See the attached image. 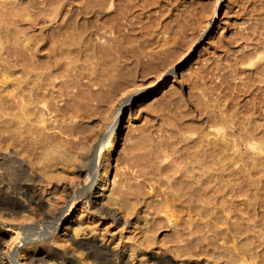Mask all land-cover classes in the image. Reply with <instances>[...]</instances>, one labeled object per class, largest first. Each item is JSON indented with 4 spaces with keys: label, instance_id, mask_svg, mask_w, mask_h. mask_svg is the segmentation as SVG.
Instances as JSON below:
<instances>
[{
    "label": "rangeland",
    "instance_id": "1",
    "mask_svg": "<svg viewBox=\"0 0 264 264\" xmlns=\"http://www.w3.org/2000/svg\"><path fill=\"white\" fill-rule=\"evenodd\" d=\"M62 1L64 3L62 6L64 9L58 13L60 20L63 16L70 14V10L73 6L76 4L77 6L82 3L84 4L86 0ZM128 1L125 0L123 2V0H115L120 13V9L126 8L125 6L127 4H134L135 0ZM143 1L144 0H142V2L141 0H136L135 5H133L134 8L132 7L131 11H128L130 14H128V12L125 13L124 10H122L123 13L121 17H124L123 21L127 19L129 20L133 15L134 20L132 19L131 21L134 23L130 22V20L127 22H123L122 19L120 20L122 21L120 22L122 25H120V27L124 28H121L122 30L119 28V31L121 32H118L122 33L120 35L126 37H123L120 41L121 36L118 35L119 33L117 32V37L120 36L117 41L121 42V47L123 46V43L124 46L127 47H125L126 49L122 47L125 51L122 50L121 47L118 49V46H120L119 43L114 47H117V51L119 50L124 56L123 58L121 53L119 52L118 54L116 51V54L122 58L116 59L119 69L117 68L115 58L112 60L111 58H107L112 52H109V54H99L103 55V59H105L103 61L107 60L104 62L106 65L103 64L101 58H98L102 57V55L95 58L97 60L100 59L98 62H95L96 64L91 59V62L88 63H86L87 60L84 59L79 61L83 63H78L79 67L76 68L77 71L75 70L77 73L74 72V70L72 72L78 75V77H76L77 75L75 76V82L72 83V81H74L72 78L70 79L72 80L71 82L68 80L67 82L66 80L63 82L62 80L60 82H58L59 80L56 81L57 85L56 88H53V92L55 91L57 94L54 93V96L51 97L52 100L50 99L51 104H53L50 106L52 110L48 107H44V110H47L46 112H48L46 113V120L41 122V124L40 122H37L36 125L33 124L35 126L31 124L32 129L29 126L30 129L26 130V132H24L25 134L22 133L18 136H14L15 138L13 141L9 139L6 140L5 136L7 133L2 127L0 128V164L3 162L15 168L18 166L19 161H47L38 156H41L44 151L43 149L46 148L45 142H52L54 145L58 144L59 146L57 149L49 155L50 159L52 156L50 161L57 162L50 168L53 171V176L51 178H48L47 175L44 176L39 172L33 171L30 167L31 170L28 168V172L33 178H36V180L38 178L40 181H43L40 182L37 180L44 187L42 189L38 188L37 190L38 193L42 195L44 202H59V209L66 210L62 213V217H65L69 213V208L72 204V200L70 199H73L79 186L83 184L87 176L92 177L95 175V187H97V185L99 187V184L102 182L100 177L103 175L102 172H104L103 163L105 161V155H103L102 158L99 157L98 161L97 156L104 137L114 123L118 122L114 147L109 153L107 149L105 150V153L108 155L110 154L109 157H111V173L108 175V183L100 193H96L95 196L93 193H87L80 199L75 207L73 206L70 214L71 222L67 232L68 238L70 236L77 241L96 238V240L98 239L101 243L108 245L110 248L112 247L111 249H114L117 252H128L132 249L136 255L135 259L130 260V258L128 259V256L125 257V254L122 255L123 257L116 258V260L118 259L117 261L122 264H159L158 262L149 259V253L151 254L153 251L157 252L159 255H164V257L170 260L172 264H222L223 258L221 256L219 257V255H221L219 253L224 254V250H227L225 248L231 249V254H233L237 252V248H241L240 244L242 246L245 242L248 246V242H251L252 244L249 245L250 247L248 246L250 249L252 247V250L249 249L251 256L248 255L249 258H247L248 260L246 262H250L249 264H264V101H260V99L257 98L254 107L252 102V98L256 92V94H258V91L264 94V78L262 83H260L261 81H259L258 78L263 76H260V73L254 71V68H256L255 65H253V67L247 65L248 62L243 64L239 61L241 56L248 50H252L256 45L259 47L264 44V0H153L155 4H152V0H145L146 3ZM147 1H151L149 7ZM6 2H9V4L12 2L13 5L14 2H16L15 5H17L12 6L11 4L12 7H10L11 9L13 8V10L8 11L10 10V7H8L9 5L6 6L8 9L3 7L4 4H7ZM51 2V0H0V13L3 12L0 15H4L0 16L2 24L5 22L7 24L9 21L11 24L8 23L10 24V26H8L9 28L13 26L11 27L13 31L15 29L18 30V32L20 29L22 30L19 34H17L15 30V34L19 36H13L14 32L10 29V32L12 33H9V35L6 36L11 38V45H13V43L15 45L16 43L11 41L13 40V37L14 41H17L16 46L21 42L20 39H23V30L24 28L26 29V23L30 21L29 17L31 15L32 18L33 16H39L40 18H47L46 16H48L49 18L56 15L57 10H54V6H57L58 4L56 5L55 3L52 6ZM125 2L127 3L125 4ZM141 3H143L144 6ZM120 4L122 7L118 6ZM136 5L139 7L141 6V9L143 10L140 8L135 9ZM38 7L40 10H37ZM143 7L147 10L144 11ZM58 8L60 9V7ZM52 11H56V13ZM135 12L139 15H136ZM5 13L10 14L11 17L16 15L15 18H12L13 21L15 19V23L12 21L10 15V18L6 17L5 15L7 14ZM11 13H14L15 15ZM124 13L125 15H123ZM43 15L45 16L43 17ZM126 15H129V18ZM2 17H6L4 22ZM27 17L28 21L26 22ZM24 18H26V20ZM130 23H132V25ZM143 27H145V29ZM131 28L135 29L136 32L134 30L130 32ZM107 30L108 32H106ZM140 30L142 32H139ZM143 30L144 32L147 30V33L145 32L146 36L143 35ZM106 31H103L104 35L100 40L103 41L105 38V40L110 42L107 41L109 44L106 43L109 45H107L108 48L106 47L107 51L109 50L110 44L112 43L111 45H113V41L111 42V39L107 37L108 35L110 38L114 37L113 35L116 34V31L115 34L111 28H106ZM148 31L152 32V34L150 35ZM37 32L38 30H34L30 27L28 29V34H35ZM20 33L22 34L20 35ZM128 33L130 35H128ZM135 34L138 36H135ZM174 34L178 35L175 36ZM10 35H12V37ZM172 37L174 43L171 42ZM4 39L8 40L5 37ZM143 39L144 42H146L145 44L142 41ZM165 39L167 40V43ZM135 40H137L138 43ZM148 40L149 42H147ZM164 40L165 43L162 45L165 46L166 44L169 48L172 47L170 52L168 51L169 48L166 46V48L162 49L164 51L161 50L163 46L161 45L160 48V44L163 43ZM125 43L129 46L134 44L135 46L131 45V47H134H132L133 49L141 47L144 50L136 48L133 51L131 50L132 48L128 47ZM169 43H172V46ZM138 44L140 45L138 46ZM190 46L191 48H194L189 56L188 53L190 52ZM261 46L259 47L260 49ZM158 49L161 51L159 52ZM111 50L113 49L111 48ZM147 50L149 53H155L156 55H154L156 59H162V57L165 59L169 53H171V57H175V54L172 56L173 50H175L174 52L177 56H179L177 51L180 52L181 58L176 56L177 58H172L170 61L171 57L169 56L170 58H166L164 63L160 60H157V62L156 59H154L155 61L153 60V62L156 65L152 62L149 65L150 67L146 65L143 68H141L142 66L140 65L137 66L136 64H133L132 60L136 63L135 58L138 54V57H142L146 60L147 58L145 59L143 51L146 52ZM128 51L131 53L133 51V54L136 53L135 56ZM162 52H164V55H162ZM166 52L169 53L166 54ZM258 54L261 56H254V54L253 60L261 59L262 62L260 63L264 66V50H259ZM112 56L110 55V57ZM126 56H128V59L125 58ZM130 56L135 58H131ZM156 56L160 58H157ZM174 59L175 62H172ZM113 60L115 61L113 62ZM159 61L163 63L164 66H162ZM178 61L182 64L175 68ZM90 63L94 64L91 65ZM108 63L115 65L113 67V65L110 64L112 68L110 66L106 67ZM157 63L159 65L158 67ZM120 64L122 65L119 67ZM130 64L132 66L136 65L137 67H132ZM170 64L171 66H169ZM95 65L97 66L96 68L93 67ZM165 65H168L170 68ZM130 67L131 69H134L131 70ZM148 67L150 68L149 71L144 72ZM246 67L248 69L243 72L241 68ZM107 68L111 69L108 71ZM113 68L116 69L113 70ZM120 68L126 70H120ZM128 68L131 70L130 73ZM263 68L264 67H262V69ZM140 69L144 73L139 72ZM116 70H120L117 72H119L122 77L123 75L126 77V80L123 81L120 86L108 91V88L105 85L100 86L99 84H95L97 82L101 84L102 82L109 83V80L106 78L116 74ZM122 71L127 72V75ZM159 80L160 82L156 85ZM252 82H255L256 84L259 83L262 85L263 89L252 90L254 86H251L252 88L249 87V85H252L249 83ZM99 88L102 90L99 91ZM102 91L106 92H104L105 95H103ZM58 92L59 94L62 92L61 95H59ZM129 96L133 97L131 104L124 105L125 99ZM206 100H208L207 104ZM208 102L209 104L211 103L210 108H208ZM204 104H206L207 107ZM213 104L216 107L212 106ZM203 107L206 108L204 109ZM218 108H222V111L225 109V113L233 114L234 118L236 116L235 119L237 120L238 125H248L249 127H247L250 129L254 128L253 126L256 127L258 125L260 128L257 127V137H260V141L262 139L263 148L247 147V149H245V146H241V151H243L244 154H247H245V160L247 161H237V158L235 161L234 156H232L230 161H221V159L216 161L218 163L216 165L217 180L220 184H217V186L222 188V194H217L219 197L216 201L217 204L215 203L216 206L211 205V210L214 207V210L212 211L213 213H211L214 217L205 212H203L205 215L203 214L201 216L200 214L194 211L192 212L189 209L187 210L186 208L185 211L178 202V205L176 206L171 204L166 205L167 207L162 209L163 211L159 209L157 210L155 206L156 202H160L165 196H173L175 193L174 191L172 192L173 186L171 187V185L180 175L181 169H186L187 163L185 162L189 161V154L187 155L188 147L192 146L193 139H196V136L200 133V127L207 124L208 112H210L209 116H215L221 111ZM207 109H214L215 111H209ZM201 111H204L205 113L202 112V114H200ZM36 126L37 128H34ZM227 130H231V128L228 127ZM211 136L214 137V135ZM62 143H76L77 157L74 161L77 162L73 170L70 168V170L67 168L65 170L64 167L58 165L60 161H66L61 153L63 150V148L60 147L62 146ZM41 145H44L45 148H42ZM235 150L236 148L230 151V154L236 156L239 152L236 153L237 150ZM219 157L221 156L218 155L217 157L216 155L217 160ZM100 164L101 166H99ZM0 177L1 181L4 177L1 168ZM45 177L50 179V185H48V181L46 182ZM228 182H231L232 184ZM225 184L230 185H227L228 187H226ZM116 187H123V192ZM127 187L129 189H127ZM114 189H116V192L113 193L111 199L103 200L102 197H98L102 192H104V195H108ZM96 191L99 192V190ZM124 191L128 194L127 197L134 195L131 196L133 197V207L129 208L130 210L127 209L126 204H124V199L125 202H127L126 193ZM137 192L139 194H137ZM94 197L99 199L98 201H100V204L106 206L105 208L108 209L109 212L99 209L92 201ZM226 200L227 202H225ZM243 201L244 204H242ZM223 203H225V205ZM66 206L68 207L67 209ZM175 208H177V210H175ZM214 211L216 213H214ZM113 212L116 216L112 215ZM166 212L173 213L174 216L172 220H169L167 217L168 213ZM230 212L232 213L230 214ZM228 213L230 217L232 216L231 221H222V223L221 221L219 223L216 222L215 216L217 214L220 217H224ZM240 215H243L246 219L247 225L245 224V226L248 228L246 238H243L245 234H241V236L238 231L237 233L234 230L237 227L236 224V227L235 225H233L234 228L232 227L235 234L230 233L231 230L221 231V229H225V227L233 222H240ZM209 220H211V223L207 225ZM212 221L215 223L212 224ZM15 230V222H4V219L0 221V233L5 232L11 237V235H15ZM63 231L65 230H61L60 232L63 233ZM226 232L229 235L232 234L231 237L234 238L229 237L227 241L226 239L224 240V233ZM152 234L154 235L152 236ZM70 243L71 242L68 241L67 246ZM238 243L240 244L238 245ZM233 247L236 248V250ZM69 249L72 251V246L71 248L69 247ZM141 250L150 252L141 255ZM232 250H234V252H232ZM227 251H225L227 254L230 253V251ZM251 251L254 253L251 254ZM255 251L257 252L256 255ZM78 254L76 256L78 259L74 258L75 264H100L95 263L93 258L88 259L85 256L86 253L82 250L81 253ZM227 254L225 255L226 258L227 256H230V254ZM214 258L218 259L215 260ZM86 260L88 263L85 262ZM45 264L58 263L56 260L51 259Z\"/></svg>",
    "mask_w": 264,
    "mask_h": 264
},
{
    "label": "bare ground",
    "instance_id": "2",
    "mask_svg": "<svg viewBox=\"0 0 264 264\" xmlns=\"http://www.w3.org/2000/svg\"><path fill=\"white\" fill-rule=\"evenodd\" d=\"M51 1H52L51 2L52 6L55 3H56V5L58 4L57 6H54L55 7L54 10H57V13H56V11H52V12H55L56 15H53V17H49V18H48V16H46L47 18H45L44 17L45 15H43L44 18H40L39 16H37V17L33 16V18H32V15H31L29 17L30 21L28 23H26V25H27L26 29L24 28V30H23L24 35L22 33H20V35L22 34L23 39H20L21 42L19 41L20 42L18 44L19 46L18 45L16 46L17 41H14V37H13V40H11V41L16 42V43H15V45H14V43H13V45H11L12 44V43L10 44L11 38L9 36H6V35H9V33H12V32H10V29L13 26H11L9 28L11 23L8 21V19L11 17V15L7 14L8 12L5 13L8 15V16L5 15L6 17H9V15H10V17L7 19L8 23H10V24H8V23L6 24V22L4 24H2V21H0L1 22L0 24H2V25H0V118H1L0 119V128L2 127L6 131V133H7V135L5 136L6 140L9 139V140L13 141V139L15 138L14 136H16V135L18 136V135L26 132V130L30 129L29 126L32 129L31 124L36 125L37 122L38 123L40 122V124H41V122L46 120V118H47L46 113H48V112H46L47 110L46 111L44 110V107L50 108V106L53 105V104H51L50 101L52 100L51 97L54 96V93H56L55 91L53 92V88L54 87L56 88V85H57L56 81L59 80L58 82H60L62 80V82H63L66 80V82H67V80H68L71 82L72 80H70V79L72 78V79H74V81H72V83L75 82V76L77 75L76 74L77 73L76 68L79 67L78 63L79 64L81 63L79 61H82V59H84V60H87L86 63H88V62H91L90 61V59H91L95 63V62H98V60H100V59H98V60L95 59V58H97V56L102 55V54L99 55L100 53H108L109 54V52H112V54H109L108 55L109 57H107V58H111V60L114 58H115V60L121 58V57H119V55L116 54L117 52L119 54L120 51L119 50L117 51V47L116 48H114V47L116 45H118V43L119 44L121 43L120 41L123 37H126V36L120 35L122 33H119V32H121V31H119V28H120V30H122L121 28H124V27H120V25H121L120 22H122L123 18H124V17L123 18L121 17L122 13H123L122 10H124L125 13L128 11H131L133 5H135L136 0L134 1V4L130 3V4H127L126 6L123 4L126 8L120 9L121 13L118 10L119 8H117V6H116L117 2H115V0H88V1L86 0L84 2V4L82 3L79 6H77V4L76 5L74 4L75 6H73V4H72L73 7L70 10V14L67 16H63V18L61 20H60V17H58V13H60L62 11V9H64V7H62L64 5L63 1L62 0H60L61 2L58 0H51ZM124 1L125 0H123V2ZM141 2H142V0H141ZM147 2H148L147 4L149 7V5L151 4V1H147ZM15 3L16 2H14V5H15ZM118 3H120V2H118ZM126 3L127 2H125V4ZM128 3H129V1H128ZM145 3H146V1H145ZM153 3H154V1L152 2V4ZM11 4H12V2H10V4L8 2L7 4H4L3 7L6 8L7 5H9L8 7H10ZM139 4H140V2H139ZM141 4H143V3H141ZM14 5L12 4V6H14ZM31 5H33V4H31ZM37 6H38V4H37ZM118 6L120 7L121 4ZM143 6H144V4H143ZM8 7L6 9H8ZM11 7L9 8L10 10H8V11L13 10V8L11 9ZM58 7H60V9ZM137 8L141 9L142 7L141 6L139 7L136 5L135 9H137ZM37 10H40L39 7L37 8ZM141 10H143V9H141ZM145 10H147V9L144 8V11ZM4 11H6V10H4ZM2 13H0V14H2ZM14 13H16V12H14ZM14 13H11V14H14ZM125 13L123 15H125ZM136 13L137 12H135V14ZM128 14H130V12H128ZM136 15H139V14H136ZM0 16H4V15H0ZM6 17H2L3 22H4V19L6 20ZM13 17L15 18L16 15ZM13 17H11V19ZM130 17H131V15H130ZM133 18L134 17L132 15V18L129 19L130 22H132V23H134L133 21H131ZM24 19L26 20V18H24ZM121 19H122V21H120ZM0 20H1V18H0ZM22 20H23V18H22ZM22 20H21V23H22ZM129 20L127 19L124 21L127 22ZM12 21H13V19H12ZM14 21H15V19H14ZM27 21H28V17H27L26 22ZM23 22H24V20H23ZM135 22H136V19H135ZM128 23H127V25H128ZM132 23H130V24L132 25ZM29 27L34 29V30H38V32L35 34H28ZM133 27H135V26H133ZM16 28H17V26H16ZM106 28L113 29L114 34L116 31V34L113 35L114 37L110 38L109 35L107 37V38L111 39V42L113 41V45H111L112 44L111 43L109 50H107V51H106V49L108 48L107 45L110 42L108 40H105V38L103 41L100 40L103 38V35H104L103 31L104 30L106 31ZM132 28L130 29V32H132V30L135 31V29H132ZM143 28L145 29V27H143ZM11 31H13V30L11 29ZM21 31L22 30L20 29L19 32H21ZM109 31H111V30H109ZM3 32H5V33H3ZM19 32H18V30H16L17 34H19ZM106 32H108V30ZM117 32L119 33L118 35L121 36V38H120V36H118L120 38V41H117V39H118ZM139 32H142V31L140 30ZM145 32L143 30V35H145ZM31 33H33V32H31ZM124 33H126V32H124ZM4 34H5V36H4ZM17 34H15V32H14L13 36H19ZM140 34H139V36H140ZM149 34L151 35L152 32H149ZM128 35H130V34L128 33ZM136 35L137 34H135V36ZM176 35H178V34H176ZM10 36L12 37V35H10ZM4 37L7 38L8 40H5ZM143 38H144V36H143ZM176 38H178V37H176ZM165 40L163 41V43L160 44V48H161L162 44L164 45ZM174 40L176 41L175 38H174ZM5 41H6V43H5ZM135 41H137V40H135ZM142 41L144 42V39ZM124 42H126V41H124ZM129 42H131V41H129ZM129 42H127V43H129ZM147 42H149V40ZM171 42H173V37H172ZM106 43H108V44H106ZM137 43H138V41H137ZM145 43L146 42H144V44ZM166 43H167V40H166ZM147 44H149V43H147ZM169 44L171 45L172 43H169ZM126 45H128V44H126ZM131 45H134V44H131ZM131 45L130 46L128 45V47L132 48L133 46L131 47ZM139 45L140 44H138V46ZM136 46H137V44H136ZM165 46H166V44H165ZM165 46H163V48H161V50L168 47V46H166V47ZM256 46L252 50H248L245 54H243L239 61H240V63L242 62L243 64L245 62H248L247 65H249V66L255 65L256 68H254L255 70L254 69L253 70L256 73H260V76H263V77L258 78V80L261 81L260 83H262V80L264 78V68L262 69V67H264V66H263V64L260 63V62H262V60L259 59V60L254 61L253 59H254V56H256V55L261 56L258 53H259V50H261V49L264 50V44L262 46L260 45L261 49L259 48L260 46L259 47L258 46L256 47ZM119 47H121V44H120V46H118V49H120ZM122 47L125 48L127 46H124V43H123ZM173 47H174V45H173ZM111 48L113 50H111ZM133 48L131 50L134 51L136 48L140 49L141 47H139V48L136 47L135 49H133ZM171 48H169V50H168L169 52L171 51ZM193 48L194 47L191 48V46H190V52L188 53L189 56L193 52ZM142 49L143 48H141V50ZM122 50H124V49L122 48ZM165 50H167V49H165ZM133 51H132V53L131 52H129V53L133 54ZM147 51L146 52L143 51L145 59L147 58L146 60H144L142 57L141 58L138 57L139 56L138 52H137L138 56L136 55L137 56L136 58L132 56L133 58L136 59V63L134 60H132L133 64H136L137 66L140 65V66H142L141 68L145 67L146 65L149 66L153 62V60L156 59L155 58L156 54L153 52L149 53V51L148 52ZM158 51H159V49H158ZM162 51H164V50H162ZM174 51L175 50H173V52H172V56H173V54H175V57H176L177 55ZM156 52H157V50H156ZM129 53H128V56H129ZM162 53L161 54L164 55V52H162ZM168 53L166 52V54H168ZM177 53L179 55L177 57H180L181 53L178 51H177ZM135 54L136 53H134L133 55L135 56ZM170 54L171 53H169V55L166 56V58H168L169 56L171 57ZM110 55L111 56L113 55L112 56L113 58L110 57ZM121 55L124 58L122 53H121ZM128 56H126L125 58L128 59L127 58ZM159 56H161V55H159ZM175 57H171L170 61L172 60V58H175ZM98 58H101L102 61L105 60V59H103L104 58L103 55H102V57H98ZM157 58H160V57H157ZM162 59H163V57H162ZM162 59H156V61L160 60L164 63L166 60L163 59L164 60L163 61ZM94 60H97V61H94ZM115 60H113V62ZM167 60H169V59H167ZM106 61H103L104 65H106L104 63ZM121 61H124V60H121ZM170 61H168V62H170ZM172 62H175V59ZM180 62H182V61H180ZM94 63H92V64H94ZM116 63H117L116 65L118 68L117 60H116ZM163 63L160 62V64H162V66H164ZM110 64L111 63H108L106 67H109ZM181 64L178 61V63L175 65V68L181 66ZM97 65H98V63H97ZM111 65H113V67H114L115 64H111ZM121 65L122 64H120L119 67ZM136 65H134V66L131 65V66L136 68L137 67ZM153 65H151V66H153ZM100 66L102 67L101 64H100ZM158 66L159 65L157 63V67ZM169 66H171V64ZM93 67L96 68L97 66L95 65ZM110 67L112 68V66H110ZM124 67H125V64H124ZM149 67H148V69L146 68V70H144V72L149 71V69H150ZM111 68H107L108 71ZM115 69L113 68V70H115ZM130 69H131V67H130ZM132 69H134V68H132ZM246 69H248V68L247 67L241 68V70L243 72ZM73 70L76 73H72ZM102 70H100V71H102ZM120 70H126V69L120 68ZM120 70H116V72L120 71ZM128 70H129V68H128ZM128 70H127V72H128ZM131 70H129V73L131 72ZM104 71H105V69H104ZM127 72H123V73L126 74ZM135 72H137V71H135ZM139 72H143V71H141V69H140ZM16 73L19 75H17ZM117 73H119V72H117ZM116 74L111 75L112 77L109 76L108 78H106L107 80H109V83H106V82L104 83L101 80L102 84L99 82H97L95 84H99L100 86L105 85L108 88V91H110L111 89H114L115 87L120 86L123 83V81L126 80V77H124V75L122 77L120 75V73L117 75ZM257 75H259V74H257ZM76 77H78V75ZM163 77H164V75H163ZM76 80H77V78H76ZM103 80H104V78H103ZM66 82H64V83H66ZM159 82H160V80L156 83V85H158ZM263 82H264V80H263ZM249 84H252V85H249ZM249 84H248L249 87L254 86L253 88L251 87L252 90L253 89H258V90L263 89L262 85H260L259 83L256 84L255 82L254 83L252 82ZM98 90L100 91L102 89L99 88ZM99 91H98V93H99ZM248 91H249V89H248ZM102 92H103V95H105L107 90H106V92L105 91H102ZM102 92H100V93H102ZM61 93L59 94V92H58L59 95H61ZM256 93L254 94V97L252 98L253 107L256 105L255 100L257 98H259L260 101L261 100L264 101V94H262V92H259V91H258V94H256ZM132 99H133V97H130V96L127 97L124 101V105H128V104L130 105L132 102ZM207 101L208 100H206V104H207ZM206 104H204V105L207 107ZM210 105H211V103L209 104V102H208V108H210ZM259 105H261V104H259ZM259 105H257V106H259ZM212 106H215V105L213 104ZM206 107H203V108L205 109ZM221 109H219V110H221ZM201 110H203V109H201ZM207 110L210 111L211 109H207ZM213 110H211V111H213ZM223 110L224 111L221 110L220 113L217 114L218 116L217 115H215V116L210 115L209 116L210 112H208V120L206 122L207 124L204 125L203 127H200L201 128L200 133L198 134V136H196V139L195 138L193 139L192 146L188 147L189 149H188L187 155L189 154L188 155L189 161H187V162L184 161L185 163H187L186 169H184V170L181 169L180 175L174 180L175 182L172 183V185H171V187L173 186L172 192L174 191L175 195L173 194V196L172 195L171 196H165V198L163 200H161L160 202H156L155 206H156L157 210L158 209L159 210L164 209L165 207H167L166 205L171 204L173 206H176V205H178V203H180V205L182 206V208H184V210H185V208L187 210L189 209L190 211H192V212L194 211V212L200 214L201 216L204 214L203 212L210 215L211 213H213L212 211L214 210V207L212 208V210L210 209L211 205L216 206V204H217L216 201H217V198L219 197L218 195H219V193L222 194V188H219L217 186V184H219V183L217 180L218 178H217V172H216L217 171L216 165L218 163L216 161H219V159H221V161H230L232 156L235 157V161H236V158H237V161L238 160L239 161H247V160H245V154L246 153L244 154L243 151H241V148H240L241 146H245V149H247V147L263 148L262 139L260 141L259 140L260 137H257V135H258L257 129L260 128V127H258V125L256 127L253 126L254 128H252V129L248 128L249 127L248 125H247L248 127L245 126L244 124L238 125L237 124L238 122L235 119L236 116L234 118L233 114L225 113V109H223ZM204 111H201L200 114H202V112H204ZM49 113L52 114L51 112H49ZM213 113H215V112H213ZM232 113H234V112H232ZM48 116H49V114H48ZM255 124H257V123H255ZM35 125H33V126H35ZM117 126H118V122L114 123V125L109 129V132L104 137V140L102 141V143L100 145L99 153L97 156V161H98L99 157L102 158V156L105 155V161L103 163L104 172H102L103 175L100 177L102 182L99 184V187H98V185H97V187H95L96 186L95 185V181H96L95 175H93L92 177L87 176V178L84 180L83 184L81 186H79L77 193L75 194L73 199H70V200H72V204H71V207L69 208V213L65 217H62V215H63L62 213H63V211H66V210L59 209V206H58L59 202L53 203V202H50L49 200H48L49 201L48 203L44 202L42 195L40 193H38V190H37L38 188H41V189L44 188L42 186V184L40 183L43 181H40L37 178V180L40 181V182H38L36 180V178H33L32 175L29 174V172H28V168L30 167L31 169H33V171L39 172L44 176L47 175L48 178H51L53 176V174H52L53 171L50 168L54 165V163H57V162L56 161H50L52 159V156L50 159L49 155L51 152H53L57 149V147L59 146L58 144L54 145L52 142L51 143L45 142L46 144L45 143L44 144L46 145V148L44 145H41L42 148H45V149H43L44 151L42 152L41 156L40 155H38V156H39V158H42V159L44 158L47 161H41V160L40 161H31L30 160L27 162L19 161L18 166H16L15 168L10 166L9 164L3 163V162H2V164H0V168L3 170V176H4L2 178V180L0 181V221L4 219V222L6 221L9 223L10 222L16 223V230L14 232L15 235H11V237H10L5 232L0 233V264H45L48 260H51V259L56 260L58 264H75L74 258L78 259L76 256L78 253H81V250L86 253L85 256L88 259L93 258L95 263H100V264H122L119 261H117L118 259L116 260V258H118V257L120 258L124 254H125V257L128 256V259L130 258V260L135 259L136 255L132 249H130L128 252L127 251L117 252L114 249H111L112 247L110 248L108 245L101 243L98 239L96 240V238L95 239H84L82 241H80V240L77 241V240H74L72 237L69 236V238H68V236H67L69 224L71 222V219H70L71 215L70 214H71V210L73 209V206L75 207L79 203L80 199L84 195H86L87 193H93L94 196L96 195V193H100L101 191H103V189L105 188V185L108 183V179H109L108 175H109V173H111L110 172L111 157H109L110 154L108 155L105 153V150L107 149V151L109 153L113 149L114 143L116 142L115 139H116V128H117ZM228 127H230L231 130H227ZM34 128H37V126ZM38 130H39V128H38ZM35 133H36V131H35ZM211 135H214V137ZM5 138H4V140H5ZM118 138H119V136H118ZM106 142H107V145H106ZM65 143H67V142H65ZM75 144H72V143L63 144L62 143V146H60L61 148H63V150L61 152L62 157L64 156L66 161H62V162L60 161L58 163V165H61V167H64L65 170H66V168L68 170H70V169L73 170L74 166H76L77 161H74V160L77 157L76 156L77 155V153H76L77 146ZM235 148L237 150V151L235 150L236 153L239 152L236 156L230 154V151H232ZM216 155H217V157H218V155L221 157H219L217 160ZM234 157H233V159H234ZM99 166H101V164ZM228 174H230V173H228ZM49 180L50 179L46 178V182L48 181V183H49ZM44 183H45V181H44ZM228 183L232 184L231 182H228ZM48 185H50V183ZM227 185H226V187L229 186V185L228 186ZM45 188H46V186H45ZM116 188L118 189L119 187H116ZM122 188L120 187L119 189L123 192ZM173 188H174V190H173ZM127 189H129V188L127 187ZM96 190H99V192H97ZM115 192H116V189L111 191L108 195H104V192H102L98 197L99 198L102 197L103 200L104 199L109 200L112 198V195ZM137 194H139V193L137 192ZM124 196H125V194H124ZM127 196H128V194L126 193V197ZM131 196H134V195H131ZM131 196L126 198L127 202H125V199H124V204H126L127 209L133 207V201H132L133 197H131ZM229 196H231V195H229ZM204 197H205V199H204ZM122 198H123V196H122ZM136 199H137V197H136ZM98 200L99 199H97L96 197H94L92 199L93 203L95 205H97L99 209L109 212V210L105 208L106 206L101 205L100 201H98ZM244 201L242 202V204H244ZM225 202H227V200ZM223 204L225 205V203H223ZM180 205H179V207H180ZM67 208L68 207L66 206V209ZM175 210H177V208H175ZM215 211H214V213H216ZM166 213H168V212H166ZM231 213L232 212H230V214ZM241 214H243V213H241ZM112 215L116 216V214H114V212ZM211 215L213 216V214H211ZM226 215H229V213ZM226 215L224 217H222V216L220 217L217 214L215 216L216 222L219 223L221 221V223H222V221H224V222H228L229 220L231 221L232 216L230 217V215L229 216H226ZM173 216H174L173 213H168V215H167L169 220H172ZM240 216H241L239 218L240 222H236V223L233 222L229 226L225 227V229H221V231H225V230L230 231L231 230L230 233H234L233 225L236 224L237 227L235 225L236 229H234V230L236 232L238 231L240 235L245 234V236L243 238H246L247 237L246 233H248V228H247V226H245L246 219L243 215H240ZM211 219H212V217H211ZM210 223H211V220H209V222H207V225ZM213 223H215V222L212 221V224ZM218 223H217V225H218ZM213 227H214V225H213ZM159 228H161V227H159ZM61 230H65V231H63V233H61L60 232ZM176 230H178V229H176ZM226 233H224L225 234L224 240L226 239V241H227L229 239V237L232 236V234L229 235L228 234L229 232L227 234ZM153 235L154 234H152V236ZM180 235H183V234H180ZM233 236H236V235H233ZM182 237H184V236H182ZM231 238H234V237H231ZM180 239H181V237H180ZM68 241H70L71 243L67 246ZM149 241H151V240H149ZM239 244L240 243H238V245ZM248 244L250 245L252 243L248 242ZM238 245H237V247H238ZM71 246H72V251H70L71 249H69V247L71 248ZM187 246H188V244H187ZM248 246L245 244V242H244V244H242V246L240 244L241 248H237L235 246L237 248V252L233 253V254H231V251H230L231 249L225 248V249L230 251V253H228V254H230V256H227V258H226L225 255L227 253L225 251H227V250H224V254L226 253L225 255L222 253H219V254H221V255H219V257L221 256L223 258L222 264H249L250 262L249 263L246 262L248 260L247 258H249L248 255H250V251H249L250 246L249 247ZM252 246H254V245H252ZM256 247H257V245H256ZM256 247H255V249H256ZM236 248H234V249L236 250ZM250 250H252V247ZM229 251H227V252H229ZM148 252H150V251H148ZM148 252L145 250H141L140 254L145 255ZM216 252H217V250H216ZM232 252H234V250H232ZM251 252H252L251 254L254 253L253 251H251ZM256 253L257 252L255 251V255H256ZM187 254H189V253H187ZM190 254H191V252H190ZM78 256H79V254H78ZM190 256H193V255H190ZM259 258H260V256H259ZM149 259L154 260V261L158 262L159 264H172L170 262V260H168L164 257V255H162V254L159 255L157 252H154V251L151 254L149 253ZM217 259H215V260H217ZM85 262L88 263L87 260Z\"/></svg>",
    "mask_w": 264,
    "mask_h": 264
}]
</instances>
